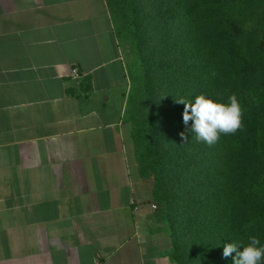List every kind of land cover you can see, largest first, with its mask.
Listing matches in <instances>:
<instances>
[{
  "label": "crops",
  "instance_id": "0c3cea01",
  "mask_svg": "<svg viewBox=\"0 0 264 264\" xmlns=\"http://www.w3.org/2000/svg\"><path fill=\"white\" fill-rule=\"evenodd\" d=\"M130 86L106 0H0V264H174Z\"/></svg>",
  "mask_w": 264,
  "mask_h": 264
},
{
  "label": "trees",
  "instance_id": "16d2710c",
  "mask_svg": "<svg viewBox=\"0 0 264 264\" xmlns=\"http://www.w3.org/2000/svg\"><path fill=\"white\" fill-rule=\"evenodd\" d=\"M106 2L119 42L129 34L139 57L127 68L125 119L140 174L170 226L171 259L232 264L225 243L242 247L256 236L264 244V0ZM201 94L235 95L242 128L212 146L192 139L176 100Z\"/></svg>",
  "mask_w": 264,
  "mask_h": 264
},
{
  "label": "clouds",
  "instance_id": "9594fccd",
  "mask_svg": "<svg viewBox=\"0 0 264 264\" xmlns=\"http://www.w3.org/2000/svg\"><path fill=\"white\" fill-rule=\"evenodd\" d=\"M176 101L184 105L183 123L188 128L189 121L192 122L189 131L197 142L212 146L221 134H234L242 128V108L235 95H230L227 102L219 96L205 94L196 96L191 103L184 99ZM180 137L185 144L189 143L184 132ZM222 256L232 257V264H264V244L256 236H250L248 244L242 247L237 243H225Z\"/></svg>",
  "mask_w": 264,
  "mask_h": 264
},
{
  "label": "rangeland",
  "instance_id": "374dc122",
  "mask_svg": "<svg viewBox=\"0 0 264 264\" xmlns=\"http://www.w3.org/2000/svg\"><path fill=\"white\" fill-rule=\"evenodd\" d=\"M129 36H130L129 34H126L123 37V40L120 41V44H121V48H122L123 58H124L125 63H126V67L128 68V70H132L133 71L137 67L136 65H137V62L139 61V57L134 56L135 49H134L133 42H132L133 40ZM167 105L170 108L168 102H167V104L165 103L164 108H167ZM159 116H161V119L163 120L166 117V114L160 113ZM157 211L158 210H156V213H155V215L157 217V220L161 223L162 229L168 235V237H169V239L171 241V244H172V239L169 236V227L170 226H167V227L165 226V223L159 218ZM171 261H172V259H171Z\"/></svg>",
  "mask_w": 264,
  "mask_h": 264
},
{
  "label": "built area",
  "instance_id": "2783aa9c",
  "mask_svg": "<svg viewBox=\"0 0 264 264\" xmlns=\"http://www.w3.org/2000/svg\"><path fill=\"white\" fill-rule=\"evenodd\" d=\"M72 78H73L74 80H80V79H81V73L79 72L78 69H74V70L72 71ZM154 209H156V206H154Z\"/></svg>",
  "mask_w": 264,
  "mask_h": 264
}]
</instances>
